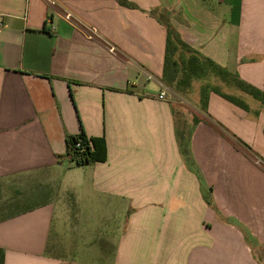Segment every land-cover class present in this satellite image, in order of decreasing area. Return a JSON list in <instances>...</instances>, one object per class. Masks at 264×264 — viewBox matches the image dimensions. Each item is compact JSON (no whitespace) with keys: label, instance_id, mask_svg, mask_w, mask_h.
<instances>
[{"label":"crops","instance_id":"obj_1","mask_svg":"<svg viewBox=\"0 0 264 264\" xmlns=\"http://www.w3.org/2000/svg\"><path fill=\"white\" fill-rule=\"evenodd\" d=\"M128 1L0 0L3 264H264V171L231 139L264 160V102L210 92L188 165L162 82L170 23L264 93V0ZM82 133L105 161H72Z\"/></svg>","mask_w":264,"mask_h":264},{"label":"trees","instance_id":"obj_2","mask_svg":"<svg viewBox=\"0 0 264 264\" xmlns=\"http://www.w3.org/2000/svg\"><path fill=\"white\" fill-rule=\"evenodd\" d=\"M121 5L134 9L136 6L132 3H130L128 0H117ZM153 16L156 15V12H151ZM167 27V46H166V57H165V67H164V73L162 82L165 86L168 88H171L170 90H174L173 84L175 82L179 81V78L177 77V73L179 71H183L185 74H187L188 77H196L198 75H201L206 71L207 68L210 66L214 69H217L221 71L225 76L228 78L231 77V81L234 80V83L232 84L234 87H236L238 90L254 97L255 99L260 100L261 102H264V93H262L260 90L256 89L255 87L251 86L250 84H247L246 82L242 81L237 75H231L227 73L226 71L222 70L219 66L214 64L212 61H210L207 58H204L201 56L198 52L188 47L181 39L179 33L174 29V27L170 24H166ZM185 49L186 52L190 53L191 55L189 58L184 61L185 65L181 66L179 68V61L177 58L174 57V55L181 51L182 49ZM184 80H180V82H183ZM212 91H209L207 93V101L209 93ZM217 94L221 95L223 98L228 100L229 102L236 104L244 109H247V106L238 98L230 95H224L221 93ZM206 101V106H207ZM205 106V110H206ZM200 120L195 119L194 125H197ZM191 134L192 131L188 130L187 132H179L177 133L178 140H179V147L181 149V153L186 158V161L188 165L192 164V156H191ZM234 143L239 148H246L247 150L251 151V148L247 146L244 142H242L240 139H238L235 136H232ZM77 144H80L79 147H77ZM67 148H68V154L71 155L72 161H75L78 165H85L91 162H97V161H105L106 159V151L104 149V141L98 140L94 138H87L84 133H82L79 136L69 137L67 139ZM4 260V254L2 251H0V264H3Z\"/></svg>","mask_w":264,"mask_h":264},{"label":"rangeland","instance_id":"obj_3","mask_svg":"<svg viewBox=\"0 0 264 264\" xmlns=\"http://www.w3.org/2000/svg\"><path fill=\"white\" fill-rule=\"evenodd\" d=\"M182 49V48H181ZM191 54L186 52L185 49L177 52L174 57L179 61V68L184 66L186 61ZM184 64V65H183ZM182 68V67H181ZM177 77L179 78L178 84L175 82L173 86L174 90L167 89L170 93V98L175 106L177 111V125L180 131L187 132L190 128L189 121L191 116L193 115V119L201 120L203 116L207 115L205 110V104L207 99V93L209 91L215 93H221L224 95H232L238 96V93L234 91L236 87L232 84L234 80L231 81V77L225 76L221 71L212 68L211 66L206 69L204 73L198 75L196 77H188L182 70L177 73ZM180 80H184L180 82ZM233 140V138H231ZM234 141V140H233ZM238 147V146H237ZM243 151L247 154V157L250 160H253L256 166L261 168L264 171V160L257 155L252 149L251 151L242 147ZM240 192V197H242V189H238ZM10 195V194H9ZM208 197L210 194H207ZM31 198V197H29ZM11 202V203H10ZM21 202V201H18ZM22 204H30L26 200L21 202ZM2 204V202H0ZM3 204H15L12 201L5 200ZM19 211H23L21 208H0V218L11 213H16ZM248 240L252 246L257 250V254L259 253L264 260V247L259 244V240H255L253 237L248 236Z\"/></svg>","mask_w":264,"mask_h":264},{"label":"built area","instance_id":"obj_4","mask_svg":"<svg viewBox=\"0 0 264 264\" xmlns=\"http://www.w3.org/2000/svg\"><path fill=\"white\" fill-rule=\"evenodd\" d=\"M67 19H70V16H67ZM3 25V19L0 17V27ZM167 96V92L165 90L161 91L160 94L158 95V98L160 100H164ZM80 144H77V147H79Z\"/></svg>","mask_w":264,"mask_h":264}]
</instances>
